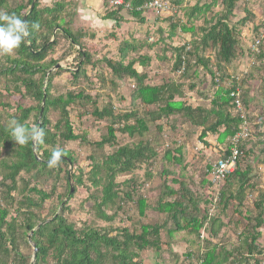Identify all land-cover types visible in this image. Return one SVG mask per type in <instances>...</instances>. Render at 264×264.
Instances as JSON below:
<instances>
[{"label":"trees","instance_id":"1","mask_svg":"<svg viewBox=\"0 0 264 264\" xmlns=\"http://www.w3.org/2000/svg\"><path fill=\"white\" fill-rule=\"evenodd\" d=\"M151 1L125 0L123 6L108 11L104 19L115 21L118 27L119 23L123 21L121 12L129 9L131 17L143 23L144 7ZM9 2L10 0H0V10L5 9V12L14 13L25 20L29 24L30 34L20 48L15 51L16 57L8 58L9 66L3 68L1 74L5 76L9 74L15 78V82L23 86L25 97H29L36 103L35 106L30 107L18 106L12 119H16L22 124L26 123L29 127L42 128L45 137L43 144L35 146L39 161L34 156V147L31 143L26 146L17 145L10 137L9 126L0 125V158L4 154L3 152L11 155L9 161L0 159L3 170L0 186L5 192L4 199L9 200L10 206H0V264H31V255H25L20 251V237H27L32 231L34 232L30 241L36 249L33 254L34 264H48L49 260H51V264H139L141 252L147 249L160 250L161 231L167 228L168 224H172L174 228L170 229L169 233L190 232L197 234L207 218L200 217L199 201L195 197L194 191L176 178L171 183L179 185L178 189L166 182L163 185L162 197L157 203L156 210L160 215L167 216L161 225H143L140 232L123 230L115 236L101 233L92 228L79 230L62 214L54 213L51 220H39L38 212L43 210L45 203L53 198L55 188L48 193L38 189L37 186L44 180L53 182L54 187L57 186L63 176V167L67 168L76 163L72 153L63 148L64 156L61 163L57 167H49L47 161L54 149L61 148L63 143H87L84 135L79 136L74 132L70 120L69 110L76 104H81L84 107L86 104H91L94 110L90 113L86 111L90 116L97 121H111L112 123L107 129V136L103 137L100 142L94 143L98 149L114 146L117 134V130L114 128L116 122H125L120 132L129 138H134L136 135L143 136L148 132L149 123L155 124L163 118H170L178 114L191 126L202 130L199 137L201 140L206 139L209 135L217 136L219 144L230 140L229 149L224 156L228 157L232 153L231 148H233L231 140L239 133L242 123L239 116L235 114L230 98L231 92L238 88L234 87L228 90L218 87L209 107L194 106L190 101L179 100L181 98L180 91L175 82L158 87L146 85L147 74L138 73L135 66L149 67L150 57L130 58L132 53H138L145 45L137 46L130 41H123L117 50V61L111 58H103L101 61L94 60L91 50L95 52L98 50L94 46H89V50L85 49L83 44L86 39L95 38V34L89 36L83 29H74L73 12L69 10L73 4L67 0H55L51 6L49 4L43 9H40L39 0H37L31 13L29 11L33 0H28L27 7L19 5L13 9H8ZM236 5L237 0H212L210 4L196 5L192 8L190 16L205 15L215 6H221L222 12L219 13L213 25L201 29L199 43L194 46L193 51L191 48L188 50L186 46L177 51L174 64L175 74L180 71L182 74L179 76L192 79L198 66L209 68V58L206 60L204 56L200 55L204 52H217L218 64H231L237 56L238 39L228 21L233 16ZM27 8H29L28 12ZM246 21L247 17L243 19V22ZM33 23H37L39 28L33 30L31 28ZM55 29L60 31L56 35L63 37L77 53L75 58L78 63L77 72L70 73L74 81H78L82 77L87 78V70L97 71L99 65L104 64L111 76L109 86L117 88L118 84L124 81L133 82L134 93L131 102L139 103L149 112L142 118L138 117L134 110L123 113L124 115L116 114L112 105L101 109L97 99H93L84 91L69 92L66 95L54 97L51 93L53 80L56 76L65 73L62 68L53 74L49 72L59 65L58 61L54 60L47 63V59L58 45V37L51 42ZM175 29L176 27H173V31ZM182 30L194 32L192 28ZM44 31L46 33H43ZM110 36L115 38L116 34L112 33ZM193 63L196 67L192 66ZM217 70L220 69L217 67ZM209 73L211 76L214 75L211 71ZM96 77L101 84L106 83L101 74L97 73ZM44 83L47 84L44 85ZM17 90L20 91L19 88ZM44 94L46 99L43 115L40 118ZM0 107L5 106L0 104ZM152 107H155V111H151ZM231 109L234 113H231ZM51 112L59 113V119L54 126L50 118ZM32 118H34L33 122H31ZM131 120H134L133 124H129ZM158 130L161 131L160 128ZM237 149L239 155L235 171L218 186L213 185L210 179L214 188L219 189V203L225 210L231 206H236L238 209L244 207L247 191L254 188L251 181L252 169L248 166L243 169L242 157H240L242 155L249 156L252 152L245 151L244 145L241 148L237 146ZM157 157L156 148L148 142L140 141L131 146L119 147L112 154L105 156L101 163H92L89 172L90 183L94 187L102 188L100 201L99 203L95 202L97 218L105 222L113 220V216H109L103 209L114 205L118 199L116 178L130 175L138 166H151L152 161ZM163 160L182 167V149H175L174 152L168 151ZM209 169H212V165ZM100 176L102 177L99 178ZM147 176L149 179L152 178L150 174ZM72 178L75 179L77 185H83L82 173L79 177ZM64 179L67 185V194L72 197L73 192L71 193L67 171ZM20 181L24 185L22 189L19 187ZM18 192L21 195V200L12 205L16 199L13 194ZM139 204L141 209L145 208L143 200H140ZM13 206L15 209L12 214ZM254 209L256 217L249 220L254 224H250L249 231L243 233L241 245L235 250V254L230 253V256H234L231 264H249L250 258L262 254L258 241L262 238L260 229L264 227V192L254 203ZM221 224L220 219H214L212 231L214 232V226L219 227ZM26 244H29L28 241ZM223 260L227 261L228 257ZM223 262L219 260L215 250H212L205 255L203 264H222Z\"/></svg>","mask_w":264,"mask_h":264},{"label":"rangeland","instance_id":"2","mask_svg":"<svg viewBox=\"0 0 264 264\" xmlns=\"http://www.w3.org/2000/svg\"><path fill=\"white\" fill-rule=\"evenodd\" d=\"M48 1L39 0L40 9L53 4ZM162 1L170 6L169 13L157 15L151 10L144 9L146 15L144 19L149 20L147 26L139 25L142 27L138 30H133V27H130L129 32L120 35V38L116 34L117 44H107L110 42L106 40L110 38L107 35L102 36L99 40L96 39L95 43L100 46L99 49L105 45L106 49L103 48L105 50L97 52L91 50L93 59L101 61L103 58H111L117 61L116 48L118 46L116 45L120 46L125 39H128L137 46L145 45L138 53H132L130 58L150 57V79L155 85L175 82L180 91L181 98L179 100L190 101L194 106L209 107L218 87L228 90L234 87L238 88L249 125L248 138H243L238 144V148L244 145L245 151L252 152L249 156L242 155L240 157L243 162L242 168L245 169L248 166L252 169L251 181L254 185V188H250L246 193L244 207L238 209L236 206H231L225 210L219 203V189H215L216 187L214 188L210 182L211 169L209 168L225 156L230 146V140L219 144L217 136L212 135L201 140L199 137L202 130L191 126L177 114L170 118H163L155 124L149 123V131L143 136L136 135L134 138H129L120 132L125 122H116L114 128L117 130V134L114 146L98 149L94 143L100 142L103 137L107 136V129L112 123L111 121H97L90 116L88 112L94 110L91 104H86L85 107L76 104L69 110L70 120L74 132L79 136L84 135L87 143L71 142L61 145V148L72 153L76 163L67 168L63 167V176L57 186L54 187L53 182L46 180L38 184V189L48 193L55 188L53 198L45 203L43 210L38 212V217L39 220L47 221L51 220L54 213L62 214L79 230L92 228L111 236L119 235L123 230L140 232L143 225H161L167 219V216L160 215L156 210L157 203L162 197L163 185L166 182L178 189L179 185L171 183L176 178L194 191L195 197L199 201L200 217H206L207 220L197 234L190 232L169 233L170 229L174 228L172 224H168L167 228L161 231L160 250L147 249L141 252L139 264H203L205 255L212 250H215L219 260L224 261L222 264H231L234 256H230V253L235 254V250L241 245L243 233L249 231L250 224H254V222H249L250 219L256 217L254 203L264 192V152H262L264 149V0H237L234 14L228 21L238 39L236 58L229 65H221L217 61V52L200 53L206 60L209 58L210 65L206 69L203 66H198L192 79L179 76L182 74L180 71L175 74L174 64L177 51L184 46L193 51L194 46L199 43L201 29L215 23L219 13L222 12V7L215 6L205 15L190 16L194 6L210 4L212 0ZM27 3L28 0H10L8 9L16 8L19 5L27 7ZM28 10L29 8L26 9L27 12ZM69 10L73 11L72 8ZM246 17L247 21L243 22ZM77 27L75 26L74 29ZM173 27H176L174 31ZM191 28L194 29V32L182 30ZM58 32H60L58 29L53 32L51 42L58 37V45L47 59V63L52 60L58 61L65 73L56 76L53 80L51 93L54 97L66 95L69 92L84 91L93 99H97L101 109L112 105L116 114L129 113L134 110L135 114L142 118L149 112L139 103L131 102L134 93L133 82L124 81L118 84L117 88L109 86L111 76L104 64L99 65L97 71L87 70V78L82 77L78 81H74L70 73L77 72L78 63L75 60L77 53L63 37L56 35ZM258 40L261 41L260 54L253 52V45ZM83 45L85 49H88L92 44L87 39ZM15 57V53L11 56H0V104L5 106L0 107V125L2 126H9L8 122L16 113L18 106L36 105L32 99L25 97L23 86L16 83L15 78L9 74L7 76L1 74L3 68L9 66L8 58ZM192 66L196 67L194 63ZM217 67L220 69L219 71ZM56 71L58 70L52 68L49 72L53 74ZM209 71L214 75L211 76ZM97 73L104 77L107 84H101L96 77ZM46 84L44 83V85ZM18 88L20 91L17 90ZM154 108H150L153 109L151 111H155ZM230 111L234 113L232 109ZM50 118L54 126L59 119V113L51 112ZM33 121L34 118L31 122ZM133 123L134 120L129 122V124ZM140 141L148 142L156 148L158 157L152 161L151 166H138L130 175L116 178L118 199L114 205L103 209L109 216H113V220L111 222L102 221L97 218L95 208V202L99 203L100 201L102 188L94 187L90 183L89 172L92 163H101L105 156L112 154L119 147L131 146ZM178 148L183 151L182 167L163 160L168 151L174 152ZM3 153L1 160H11V155ZM66 171L70 178V189H73L72 197L67 194V185L64 179ZM2 172L0 163V181ZM81 173L83 185H77L72 177H79ZM147 174H150L152 178L149 179ZM24 178L27 179V177ZM19 187L20 189L24 187L22 181L19 182ZM4 196L5 192L0 186V206L10 207L9 200H5ZM13 197L16 199L12 205L21 200L19 192L14 193ZM140 200L145 202L144 209L140 207ZM14 209L15 206L12 207V214ZM214 219H220L222 223L219 227L214 226L215 233L212 231ZM260 231L262 238L258 241V246L262 250V254L250 258L249 264H264V227ZM30 237L31 233L27 237H20V251L25 255H31L32 263L34 244L30 241ZM225 257H228L227 261L223 260ZM50 262L51 260L48 261V264Z\"/></svg>","mask_w":264,"mask_h":264},{"label":"crops","instance_id":"3","mask_svg":"<svg viewBox=\"0 0 264 264\" xmlns=\"http://www.w3.org/2000/svg\"><path fill=\"white\" fill-rule=\"evenodd\" d=\"M49 1L53 2L55 0H49ZM67 1L73 4L72 12H73L74 27L78 26L75 29L78 28L83 29L85 33L89 34V36L95 34V38L89 39L90 44H92L90 46H94L97 50L100 51L105 50L106 45L103 46L102 49H99L100 46L97 43H95L96 39L99 40L102 36L107 35L110 37L106 39L110 41L107 42V44H112V43L117 44L114 36L112 37L110 36L112 33L117 34V36L119 37L125 32H129L130 27H133V30H138L139 28L142 27V26L140 27L139 25L147 26L149 22L148 19H144L143 23H140L137 20L133 19L129 14L128 11L129 9H128V10H123V12H121L120 15L123 18V21H121L117 27L115 21L104 19L108 11H112L114 10V8L116 10L118 8V7H112L110 5V0H67ZM145 16L146 15L143 14V18H145ZM124 41H129V40L125 39ZM116 46L119 47V45ZM118 47L116 48L117 50ZM149 67L143 68L139 65H136L135 69L138 71V73L147 74L148 78L146 80V85L151 87H158L164 85L163 83L155 85V83L150 79L151 68ZM133 88H134V84H133Z\"/></svg>","mask_w":264,"mask_h":264},{"label":"clouds","instance_id":"4","mask_svg":"<svg viewBox=\"0 0 264 264\" xmlns=\"http://www.w3.org/2000/svg\"><path fill=\"white\" fill-rule=\"evenodd\" d=\"M33 30L39 28L37 23L31 25ZM29 24L16 14L0 10V56H11L20 48L29 36ZM10 137L19 146L31 143L33 146L44 143L45 133L37 126L29 127L16 119L9 120ZM64 156V149L57 147L51 153L47 163L49 167H57Z\"/></svg>","mask_w":264,"mask_h":264},{"label":"built area","instance_id":"5","mask_svg":"<svg viewBox=\"0 0 264 264\" xmlns=\"http://www.w3.org/2000/svg\"><path fill=\"white\" fill-rule=\"evenodd\" d=\"M125 4V0H110V5L112 7H120ZM128 8V6H127ZM144 9L151 10L157 15H163L170 12V6L164 3L162 0H152L147 4ZM261 41L258 40L253 45V52L258 54L260 52ZM230 98L232 99V107L235 114L241 119V127L239 133L233 138L231 148V155L228 157H223L216 163L212 165L211 169V182L213 185L218 186L225 181L228 175L232 174L236 169L237 158L239 155L237 146L243 138H248L249 135V125L245 115V109L242 103L241 95L238 90L231 92Z\"/></svg>","mask_w":264,"mask_h":264},{"label":"water","instance_id":"6","mask_svg":"<svg viewBox=\"0 0 264 264\" xmlns=\"http://www.w3.org/2000/svg\"><path fill=\"white\" fill-rule=\"evenodd\" d=\"M36 1H37V0H33L32 5H31V7H30V11H29V13H31V12L33 11ZM25 18H26V17H25ZM61 68H62L61 65H57V66L54 68V70H59V69H61ZM45 99H46V96H45V94H44L43 104H42V109H41V112H40V118H41L42 115H43ZM33 147H34V156L36 157L37 160L40 161L38 155H37L36 152H35V146H33ZM72 192H73V189L71 188V193H72ZM43 224H45V223H43ZM33 232H34V231L31 232V235L33 234ZM29 239H30V238H29ZM35 252H36V249L34 248V253H35ZM31 264H34V261H33Z\"/></svg>","mask_w":264,"mask_h":264}]
</instances>
